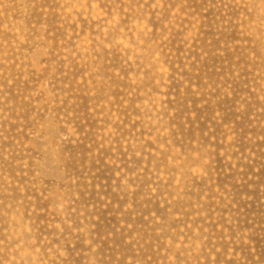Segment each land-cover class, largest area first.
<instances>
[{
    "label": "rangeland",
    "instance_id": "obj_1",
    "mask_svg": "<svg viewBox=\"0 0 264 264\" xmlns=\"http://www.w3.org/2000/svg\"><path fill=\"white\" fill-rule=\"evenodd\" d=\"M0 264H264V0H0Z\"/></svg>",
    "mask_w": 264,
    "mask_h": 264
}]
</instances>
